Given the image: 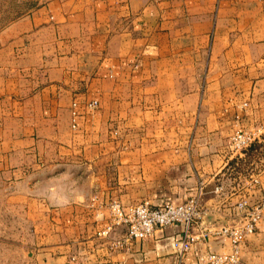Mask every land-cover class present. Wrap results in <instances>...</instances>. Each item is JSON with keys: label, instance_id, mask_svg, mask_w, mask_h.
<instances>
[{"label": "crops", "instance_id": "0c3cea01", "mask_svg": "<svg viewBox=\"0 0 264 264\" xmlns=\"http://www.w3.org/2000/svg\"><path fill=\"white\" fill-rule=\"evenodd\" d=\"M259 14L262 0H41L2 29L0 264H179L182 226L113 247L110 200L178 204L202 181L215 226L263 196ZM237 128L259 130L243 152ZM224 250L212 236L182 263Z\"/></svg>", "mask_w": 264, "mask_h": 264}, {"label": "built area", "instance_id": "2783aa9c", "mask_svg": "<svg viewBox=\"0 0 264 264\" xmlns=\"http://www.w3.org/2000/svg\"><path fill=\"white\" fill-rule=\"evenodd\" d=\"M99 106L97 99L90 100L85 108L93 110ZM78 102L73 103V122L76 127L80 116ZM238 147H248L254 141L251 134L237 132L232 138ZM217 187L216 191H220ZM206 184L200 182L196 194L182 203L166 202L153 206L149 201L124 206L119 202L111 205V224L108 230L123 226L125 234L113 240V247H124L138 239L154 236L161 229L171 226H182V236L175 239L173 246L179 254V264H183L184 255L194 244L205 243L212 236H217L230 243V250L221 252L208 251L201 256L203 264H250L242 256V246L247 237L254 233L259 222L264 218V198L256 203L242 200L236 207V218L233 224L212 226L205 220Z\"/></svg>", "mask_w": 264, "mask_h": 264}, {"label": "rangeland", "instance_id": "374dc122", "mask_svg": "<svg viewBox=\"0 0 264 264\" xmlns=\"http://www.w3.org/2000/svg\"><path fill=\"white\" fill-rule=\"evenodd\" d=\"M40 3H41V0H0V31L2 29H4L5 27H7L14 20L25 15L31 9L38 6ZM262 7L264 8V0H262ZM262 18H264V15L259 14L258 21H261ZM258 21H255V23H258ZM252 35H253L252 36L253 38H258L260 35H264V32L260 31V30H256V31H253ZM246 53H248V50L246 51ZM229 54H230V51H229ZM230 67H231V64H230ZM231 83H232V81L230 79V85H231ZM88 101L89 100H86L84 102H78V104H79V106L81 105V106L85 107V104ZM240 131L243 133L251 134L254 137V141L256 140V137L258 136V132H259L258 129L249 130V129H245V128L244 129L237 128V130H235L234 133L232 134L231 138H233L234 134H236L237 132H240ZM121 133L124 134V131L121 132L119 130V128H113L111 134L117 136V135H120ZM125 133L132 135V134L128 133L127 131ZM126 145H128V144H126ZM233 146L236 150H240L243 152V151H245V149L249 148L251 145L248 147H238V146H235L233 144ZM199 184H200V182H199ZM204 184H205V182H204ZM261 198H264V195L261 197H258V199L255 201L253 200V202L248 200V199H244V200H246L248 203H256ZM143 201H148V200H142V201L134 202L131 204L141 203ZM113 202H119L124 206L130 205L128 203H124L120 198H117V199L112 198V200H110V202L107 204V207L110 211V214H111V205L113 204ZM235 213H236V209H235ZM233 223H234V221H228V222L220 223L219 225L233 224ZM14 225L18 226V224H11V228ZM216 226H218V225H216ZM244 244H245L244 247L246 246L248 248V254H246L248 259H246V261H248L250 264H264V218L259 222L256 231L251 234V238L249 235ZM253 247H255L256 249L253 250L252 249Z\"/></svg>", "mask_w": 264, "mask_h": 264}]
</instances>
